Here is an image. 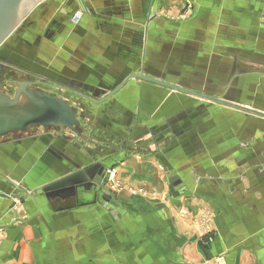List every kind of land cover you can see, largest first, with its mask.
I'll return each mask as SVG.
<instances>
[{
	"label": "crops",
	"instance_id": "0c3cea01",
	"mask_svg": "<svg viewBox=\"0 0 264 264\" xmlns=\"http://www.w3.org/2000/svg\"><path fill=\"white\" fill-rule=\"evenodd\" d=\"M69 1L67 13L81 11L82 19L77 25L65 19L59 26L68 30L60 34L68 37L64 45L62 37L53 40L67 57H49L51 73L38 74L76 81L81 91L96 92L97 100L122 79L141 73L264 113V0ZM184 1L192 4L187 19L164 15ZM23 23L24 29L33 25ZM24 48L29 55L31 46ZM127 86L153 97L150 84L129 81ZM138 95L130 102L139 104ZM57 96L73 110L91 108L83 99ZM167 101L156 110H166L170 118L158 120L166 128L159 140L146 132L148 118L143 125L134 117L123 128L129 134L115 138L98 125L99 116L88 114L77 120L78 136L33 129L0 139V264H264V118L185 95L180 103ZM135 109L139 113V105ZM87 128H92L89 137ZM49 133L52 140L37 138ZM31 136L35 141L24 143ZM50 146L61 156L39 160ZM104 157L111 163L106 171L114 169L129 185L155 195L165 188L167 196L136 197L131 204L116 191L105 201L102 186L91 200L84 191H77V198L39 190L78 162L85 166ZM169 175L181 182L177 196L169 191ZM1 177L16 179L35 196L11 203L5 195L21 189L15 191ZM181 209L189 214L182 217ZM203 211L212 214L213 239L202 247L193 222Z\"/></svg>",
	"mask_w": 264,
	"mask_h": 264
},
{
	"label": "water",
	"instance_id": "95a60500",
	"mask_svg": "<svg viewBox=\"0 0 264 264\" xmlns=\"http://www.w3.org/2000/svg\"><path fill=\"white\" fill-rule=\"evenodd\" d=\"M42 0H0V76L4 75V67L7 68H21L24 71L34 73L40 72V70H45L46 65L41 61H34L31 59L30 52L31 49L27 50V54L30 60L27 61L24 58L25 46H32V40L27 36H23V40L17 41L16 35L18 34V28L23 24V21L41 2ZM24 50V52H23ZM27 52V53H28ZM7 56L11 59L8 60ZM15 66V67H14ZM44 66V67H43ZM40 75V74H37ZM43 78L50 79V83H28V82H17L12 83L11 85L15 87V92L12 97H9L0 92V139L13 137V135H19L22 133H27L33 128H50L60 132V129L68 130L74 135H80L78 129L79 122L76 119L74 110L66 103L63 98L56 95H48L44 92L38 91L35 88H32L33 85L38 86H47L52 88L54 91H63L66 94L64 96L77 97L83 99L90 103L91 108L88 110V117L99 116L98 125L105 130L107 135L111 137L125 138L129 133L123 131V128L127 126L128 122H135L134 117H137V121L140 124H145L146 119H150V122L147 125V133L155 140H159L160 136L164 133L165 126L163 123L158 122L162 118H169L166 114L161 113V110H157V107L161 104H166L169 99H178V103L181 101V95L192 97L207 103H215L219 105H226L236 110H239L244 113L254 115L256 117L264 118V113L249 109L247 107H241L237 105H230L226 102H223L216 98H210L205 95L196 94L194 92L188 91L176 84H170L162 80L155 78H149L147 76L140 74L129 75L128 77L122 79V81L115 86L108 93L103 94L99 99H93L97 94L93 93H84L78 87L79 83L76 81H67L66 79H52L50 76H43ZM129 81H138L145 82L153 86L151 94L142 93L140 96L137 94L138 90L127 89V82ZM151 86H148L149 88ZM135 94H131L135 92ZM154 92V93H153ZM141 97L139 99V104L130 102L129 98ZM136 96V97H135ZM151 100V101H149ZM105 103V104H104ZM127 104V110L121 109V105L124 106ZM129 104V105H128ZM102 108L95 109L96 107ZM139 105V113L135 109V106ZM105 106L111 107L114 111L120 115V121H116L113 113H107ZM137 111V112H136ZM181 112V110H180ZM191 113V109L181 115V120L186 117L187 114ZM177 113V112H176ZM173 114L174 115H176ZM110 114L112 116H110ZM181 114V113H180ZM169 115V114H168ZM172 114H170V117ZM170 119V118H169ZM176 119V118H174ZM173 119V120H174ZM118 124H115V123ZM155 122H158L156 125H153ZM254 128V124L251 123L250 129ZM145 131L136 130L133 131L134 134H145ZM61 134V133H59ZM93 137V135H90ZM51 133L42 134L38 139L48 138L52 140ZM158 137V138H156ZM35 137H28L24 139V143H33ZM55 142V141H54ZM16 141L9 143L10 146L15 145ZM156 143L154 147H156ZM47 145V144H46ZM37 148V147H36ZM49 150V151H48ZM48 150H44L42 157L39 160H52L56 155L61 156L58 149H55L53 146H50ZM38 151V149H37ZM106 157L92 161L90 165H82L79 162L70 168L64 176L63 174L53 177L49 180H54L50 183H47L44 187H40L39 190L43 191L47 196H65L73 195L77 196V191H84L90 193L91 199L96 197V192H99L101 187H104L106 180L108 178L106 173V168L109 167L111 163H107L108 160ZM70 172V173H69ZM63 176V177H62ZM4 180V184L9 185L15 191L21 189L18 184V181L5 177H1ZM169 191L172 195L177 196L178 186L181 182L178 180L177 176L169 175ZM21 193L10 192L9 195H5L4 198H7L11 203L16 201H22L24 197H27L30 194V197L35 196V191H23ZM103 198L105 201L111 199L114 194L110 193L107 190H102ZM78 198V196H77Z\"/></svg>",
	"mask_w": 264,
	"mask_h": 264
},
{
	"label": "rangeland",
	"instance_id": "374dc122",
	"mask_svg": "<svg viewBox=\"0 0 264 264\" xmlns=\"http://www.w3.org/2000/svg\"><path fill=\"white\" fill-rule=\"evenodd\" d=\"M42 5L46 6V8H45L46 10L44 13L39 12L41 10L40 7ZM42 5L36 7L37 9H35L33 12L29 13V15L26 17V24L30 23L33 25L31 27H29L27 25L26 28L24 29L23 28L24 23H23L17 30L18 34L16 35V37H17L16 40L17 41L23 40V36H26L25 31L30 32L29 38L32 40L33 44L35 42V45L31 46V51H30L31 59L33 60V58L36 59V57H37L38 60H41L44 64H47L48 66L45 67V73L47 75H49V73H51V66H49V65H51V61L49 60V57H51V58L52 57L53 58H57V57H65L66 58L67 57V55H65V53H64V50H61V49L59 50V48L61 46L55 45V42L53 41L55 39V37H57V36H58V38H60V37L63 38V40H62L63 43H60V44L64 45L65 42L68 40L66 33L63 35H60L62 32H68V30L66 29L65 31H63V29H61L59 26H61L64 23L65 19H67L68 21L70 20L71 24H73L72 23L73 22L72 16L75 15L76 13L81 14V18L77 22V23H79L82 19L83 13H81V11H80V12H76V13L72 12L71 14L69 12V14H68L67 9H65L67 7H71L70 1L68 2V0H45L44 2H42ZM172 5L174 6V10H172L173 12L168 11L167 13H164V15L168 16L170 18H173L176 21H183V20L187 19L189 17V14L192 12V10H191L192 4L190 2L184 1V4L182 6H181V2L174 3ZM49 6H50V8H48ZM155 16L156 15L154 14V17ZM149 17L151 18L150 15H149ZM53 21H54V27L58 25L57 27L60 29V31H58V32H60V33H58L55 28L51 27V26H53L52 25ZM56 21H57V23L59 22V24L55 25ZM73 25H77V24H73ZM65 26H67L66 23H65ZM23 52H24V50H23ZM23 57L26 58L25 52H24ZM45 58H46L47 62H45ZM26 60L29 61L30 59L27 57ZM3 77H4V79L2 80V82L4 83L6 81L5 85H8L9 82L13 83V82L22 81L23 78H21V77H24V75H22V74L21 75L11 74V75H8L7 77L6 76H3ZM180 77H181V75H180ZM58 94L62 95L63 93H58ZM76 111L80 112L77 114V117L79 120L84 118L86 113H88V110H85V109L74 110V112H76ZM106 111H107V113L117 114L116 111L110 110V108H107ZM117 116H118V114H117ZM91 127H93V126L91 125ZM89 129L91 130L92 128H89ZM89 129L87 128V134H86V135H88V137H89ZM61 130L64 132L67 131L69 135L73 134V133L69 132L68 130H64V129H60L59 131H61ZM111 170H112L111 171L112 174L110 176H108L106 183H105L104 187H102V188H103V190L105 189V190L109 191L110 193H114L116 191L117 193L121 194L120 198L122 200H125L126 202L128 200L132 204V201H134V199L136 197L146 198V199H156L157 196H159L160 199H163V197L167 196V189H165V188L161 191L162 195H158V194L155 195L154 194L155 190H154V192L150 193V192H147L146 190H144V188L139 189V188H136L135 186H131V185H129L130 183L123 180V178H121V176L117 173L116 170H114V169H111ZM160 173H161V171H160ZM161 175H163V173H161ZM163 182L166 184L165 179L163 180ZM16 204L17 203H15L14 205H16ZM17 208H19V209L17 211H14L16 213L20 212V210H21V207H17V206H15L14 209H17ZM188 214H189L188 211L181 209V216L182 217H186ZM211 217H212V214L209 211L197 212L195 219H194V222H193L194 228L197 229V231L199 233V236H200L199 241H200V243H201L200 245L202 247L205 246L206 243H210L213 239V234H212L213 232L210 230V224H209L211 221ZM0 237H1V235H0ZM221 260L222 259L219 258V259L215 260V262H221Z\"/></svg>",
	"mask_w": 264,
	"mask_h": 264
},
{
	"label": "flooded vegetation",
	"instance_id": "af4514ba",
	"mask_svg": "<svg viewBox=\"0 0 264 264\" xmlns=\"http://www.w3.org/2000/svg\"><path fill=\"white\" fill-rule=\"evenodd\" d=\"M7 59L10 60L11 58L9 56H7ZM11 74H16V75L17 74H19V75L22 74V75H24V77H21L24 80L22 79V81H20V82H28V83H34V84H36V83H43L44 82V83L51 84L50 81H49L50 79L43 78V77H41V75H37L38 73H36V72L30 73V72H27V71L22 70L19 67H17V68H12V67L11 68H7V67H4V75L0 76V92L3 93V94H5V95H7V96H9V97H12L13 96L15 90L11 87V84H12L11 82H9L8 85H5V82L6 81L3 83L2 80L4 79L3 76H6L7 77L8 75H11ZM32 88H35L36 90H39V91L44 92V93L49 94V95H56V96L58 95V93H56L57 91H54L50 87H43V86L33 85ZM58 92H63V91H58ZM63 93L66 94L65 92H63ZM110 110H114V109H110ZM78 113H80V112L79 111H76L75 112V115H76V119L77 120H79L78 117H77V114ZM86 114H88V113H86ZM33 129H35V130L36 129H42V130H44L43 128H39V127L38 128H33ZM31 131H33V130H30L26 134L30 133ZM24 134L25 133H22V134H19V135H24Z\"/></svg>",
	"mask_w": 264,
	"mask_h": 264
},
{
	"label": "built area",
	"instance_id": "2783aa9c",
	"mask_svg": "<svg viewBox=\"0 0 264 264\" xmlns=\"http://www.w3.org/2000/svg\"><path fill=\"white\" fill-rule=\"evenodd\" d=\"M72 18H73V20H72L73 22L72 23L73 24H78L77 22L81 18V14L80 13H78V14L76 13L75 15L72 16ZM111 171L112 170H110V169L106 171L107 176H110L112 174Z\"/></svg>",
	"mask_w": 264,
	"mask_h": 264
},
{
	"label": "bare ground",
	"instance_id": "6f19581e",
	"mask_svg": "<svg viewBox=\"0 0 264 264\" xmlns=\"http://www.w3.org/2000/svg\"><path fill=\"white\" fill-rule=\"evenodd\" d=\"M14 83H17V82H14ZM41 86V85H40ZM43 86V85H42ZM48 86V85H47ZM47 86H45V87H47ZM11 87L15 90V87L14 86H12L11 85ZM44 87V86H43ZM39 91V90H38ZM49 95V94H48ZM57 97H59V96H57ZM44 130H49L50 128H43Z\"/></svg>",
	"mask_w": 264,
	"mask_h": 264
}]
</instances>
